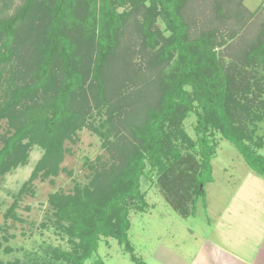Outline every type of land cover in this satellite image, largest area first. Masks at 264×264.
<instances>
[{"label": "trees", "instance_id": "trees-1", "mask_svg": "<svg viewBox=\"0 0 264 264\" xmlns=\"http://www.w3.org/2000/svg\"><path fill=\"white\" fill-rule=\"evenodd\" d=\"M14 1L0 0V70L9 64L10 75L0 119L13 129L1 137L0 178L33 145L44 151L33 175L45 166L42 178L55 175L64 140L93 128V112L105 116L114 161L91 165L88 185L49 196L70 246L53 249V260L84 264L110 237L145 264L127 237L129 210L148 207L141 177L154 173L173 210L193 214L212 180L214 132L264 176V140L248 123L262 119L247 97L259 85L246 70L264 72L261 9L249 13L239 0ZM190 114L194 139L183 126Z\"/></svg>", "mask_w": 264, "mask_h": 264}, {"label": "rangeland", "instance_id": "rangeland-1", "mask_svg": "<svg viewBox=\"0 0 264 264\" xmlns=\"http://www.w3.org/2000/svg\"><path fill=\"white\" fill-rule=\"evenodd\" d=\"M19 2L20 0H15L13 4ZM239 4L249 13H256L261 9L262 14L258 18H264V0H239ZM11 12L12 8H9L7 13ZM157 26L164 30V24L160 20L157 21ZM223 59L226 64L229 63V58ZM246 70L251 72L248 73L251 75L250 81L259 85V88L257 85L253 86L247 97L254 104L252 109L256 107V112L262 116L260 121L248 123L250 127H254V136H260L264 140V72L260 68ZM9 77L8 64L0 70V106ZM195 118L194 114H190L183 122L185 131L193 139ZM89 121L93 128L83 126L75 131L71 139L64 140L63 155L55 175L50 174L42 178V172L48 166L33 175L44 153L42 148L33 145L23 164L12 167L1 176V264H9L15 260L20 261V264H59L52 259V250H69L64 222H60L56 217L55 209L49 203V196L53 193H73L76 187L88 185L93 179L94 170L91 165L101 163L108 166L114 162L109 156L110 152L103 145V141L108 138L105 116L93 112ZM12 131L7 119H0V145L2 135ZM212 139L216 145L211 161L212 176L216 183L210 187L216 191H210L208 196L200 197L193 214L182 217L173 210L161 195L155 183L154 173H145L141 177L140 191L144 194L148 207L145 211L129 210L130 228L127 237L133 253L145 264H180L181 259L188 260L203 241H211L209 235L212 233L215 213L226 200L237 193L244 204L259 199L260 196L256 192L264 187V176L253 172L234 145L223 139L218 132L213 133ZM258 152L264 154V145ZM225 170L228 172H224ZM243 171L246 172L245 176ZM223 180L224 184L226 183L225 189L217 186L220 182L223 183ZM250 184L253 186H248ZM14 201V215L6 216ZM216 209L218 210L212 211ZM97 258L102 264H135L130 258V253L125 251L116 239L110 237H101L96 254L84 264H94Z\"/></svg>", "mask_w": 264, "mask_h": 264}, {"label": "crops", "instance_id": "crops-1", "mask_svg": "<svg viewBox=\"0 0 264 264\" xmlns=\"http://www.w3.org/2000/svg\"><path fill=\"white\" fill-rule=\"evenodd\" d=\"M224 172L227 173L228 170ZM242 173L245 176L246 172ZM231 177L232 174L229 179ZM213 179L212 176V180L206 184L204 197L208 196L210 191H216L210 187L216 183ZM222 182L217 186L225 189L226 183L224 184V180ZM256 193L260 197L252 203L249 201L244 204L238 193L226 200L215 213L212 233L209 235L211 241H203L188 260L177 256L181 259L180 264H264V187Z\"/></svg>", "mask_w": 264, "mask_h": 264}]
</instances>
